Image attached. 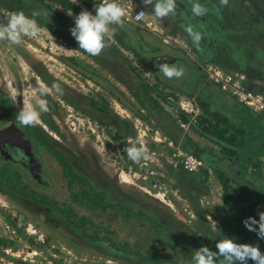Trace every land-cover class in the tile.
Segmentation results:
<instances>
[{
	"label": "rangeland",
	"instance_id": "obj_1",
	"mask_svg": "<svg viewBox=\"0 0 264 264\" xmlns=\"http://www.w3.org/2000/svg\"><path fill=\"white\" fill-rule=\"evenodd\" d=\"M10 0H0V24H6L8 19L16 14L15 10L10 7ZM139 6L151 17L154 18L158 28L162 32L161 35H154L147 29L142 28L140 25H127L124 23L123 27L113 26L116 31L113 35L108 37V40L114 44L118 51H121L125 57L128 58L131 65L134 67L135 72L142 78H144L153 88H156L161 82L156 74H158L157 65L161 63H176L178 56L174 53V50L166 49L163 44L153 43L150 35L154 38L160 39L161 37L168 36L171 40V44L168 46L186 50L189 57L192 59H198L200 52L207 47L206 43L201 41L203 36H208L210 30L208 27H202V19L207 17V12L203 16H195L192 12V7L195 3H199L198 0L187 1L190 2L187 6L185 0H176L177 9L175 16H170L163 20L155 17L152 12V5L145 6L142 0H135ZM220 1V0H219ZM245 5L250 6L252 9L261 10L264 9V0H239ZM49 2V1H48ZM80 3V2H79ZM234 4H237L233 1ZM50 4L54 9L60 13L70 17L74 21L75 15L70 11L61 8L58 3ZM83 7L82 10H88L93 15L95 14L96 4L92 1L89 2V6L84 3H80ZM200 4V3H199ZM192 5V6H191ZM202 5V4H201ZM203 6V5H202ZM71 13V15H70ZM263 13V11H261ZM230 22L229 26L234 29H241L244 21L234 16H228ZM232 19V20H231ZM74 23V22H73ZM38 24V23H37ZM163 24V25H162ZM40 32L36 36H25L22 39V43L19 45L11 44L7 40L0 41V91H6L9 96L14 97L16 107L21 110L24 100H29L35 104L39 97L38 92L42 85H46L49 89L48 95L45 97L48 100L49 111L42 113L41 122L37 125L43 132L45 140L59 151L64 157L73 163V165L80 171L88 172L93 175V178H97L98 184L102 187L108 185H116L126 195V200L136 204H140L143 208L158 211L161 209L174 218V222L186 225L190 231H198L200 234V243L202 246L205 238L208 236L206 233L207 225L201 224V220L198 214L205 216L208 221L210 229L213 231V237L219 240L220 234H223L227 230V235L231 232L233 240L237 243L251 244V237L247 235L246 239H242L244 230L240 226H234L228 223L231 220V214L228 213L227 218L225 212L221 210V207H215L211 202L210 195L213 193L217 197H221L222 184L217 185L218 176L213 169H221L226 172V175L237 177V168L234 165L233 160L230 157H226V163L219 161L214 154H207V146L212 143L206 139L194 133L190 128V124L186 122L185 128H178V122L181 120L178 116L179 110L177 106H172L173 103L177 105V101L170 95L176 91L178 96H187L195 100L199 107L198 96H204L210 100V107L208 108V117L215 118L221 122L227 120L228 127L233 129L236 125L230 118L235 116L234 111L238 110L241 113H246V109L237 104L235 98L224 93L221 89H218L214 84L209 83L206 88V81L201 80V75H207V67L213 65L220 68L224 72H241L245 76V88L248 90L264 88V52L261 49V42H264L260 36V32L251 35L248 39V35L240 34L239 36L232 35L233 40H241L242 38L248 39L247 46L243 52L246 55L245 67L241 70L235 68V60L227 59L222 60L225 56L222 49L228 43L221 44L220 40H217L215 49L211 51V55L205 64H200V71L198 70L196 76L186 78V89L181 92L178 89H173L171 86H167L164 89V93H167L166 101L155 97L154 93H151L153 97L158 99V103L163 109L157 115L162 118L147 117L146 119L139 116H134L130 111L122 106L116 99L112 98L108 93L104 91L100 85H97L87 77H84L83 73L93 75L94 71L100 72L103 76H96L98 80L106 87L118 89L124 93L127 98V103L134 107V111H139L143 116L147 113L140 105L131 97L126 85H131V78L126 74L119 64V66L113 68L110 63L106 62L101 64L85 53L76 49L74 46L69 45L68 42L61 37H58L54 32L39 25ZM74 24H72V27ZM165 26V27H164ZM191 28L193 32L200 35V42L194 43L192 37L189 35L186 29ZM214 31L213 28H210ZM264 30V28H263ZM149 35V36H148ZM121 39H128L134 47H136L140 56H134L131 52L124 50L119 45L118 37ZM227 36V34H226ZM260 37L258 44H254L255 40ZM207 41V39H206ZM164 45V46H163ZM154 47H159V51H154ZM244 47V45H243ZM219 48V49H218ZM234 50V49H231ZM242 50V49H241ZM225 51V50H224ZM181 53V52H180ZM170 55V56H169ZM74 59L78 62L77 67L69 66L66 63V59ZM178 64V63H177ZM110 67V68H109ZM80 69V70H78ZM195 72V71H194ZM109 78L111 83L106 82V78ZM165 80V79H164ZM202 81V82H201ZM194 82V84H200L196 88L195 93L188 95V85ZM60 84L63 89V95H58L50 86L53 84ZM214 91V92H213ZM78 94L83 95L87 103L92 106L103 107L106 110V114H101V119L105 123H111L115 118L117 123L121 125V121H127L129 124L125 127V131L117 129L112 124H101L98 119L91 118L90 115L83 113L74 108L72 103L67 102V99L74 100ZM116 94L118 95L117 91ZM262 94V93H261ZM157 95V94H156ZM64 96V97H63ZM2 97L0 100L2 101ZM178 100V99H177ZM170 103L172 105H170ZM220 103V104H219ZM1 106V105H0ZM10 111L8 106H2ZM200 108V107H199ZM264 118V112H257ZM12 114V113H10ZM100 115V114H99ZM139 119L148 129L154 128L166 137L164 143H160L158 146L151 143V135L144 136L143 132H138L140 137L138 140L150 146L157 153L155 163L152 158H148L146 162L152 163L151 165L138 166L137 164H130L126 153L128 147L140 146L137 141V130L135 129V120ZM165 119L169 121L173 129L181 132L182 137L187 135L195 141L197 155H203L207 157L209 161V167L211 166V172L208 174V178L203 181L202 175L199 177V171L186 172L180 167L174 170L168 167L165 156L169 152L167 142L173 140L172 137L176 136V133L167 134L162 125ZM195 123V122H194ZM193 123V124H194ZM164 125V124H163ZM122 126V125H121ZM140 127V125H138ZM146 129V128H140ZM132 134L131 136L128 134ZM181 137V139H182ZM131 138V139H130ZM131 140V141H130ZM183 140H187L185 137ZM183 140H179V143ZM130 141V142H128ZM174 141V140H173ZM188 143L189 141H185ZM184 142V143H185ZM175 144V142H174ZM41 146V145H40ZM176 146V145H175ZM188 146H192L189 142ZM180 151L186 152L181 146ZM219 149L218 145L215 150ZM171 150V148H170ZM218 155V154H217ZM26 156V155H25ZM50 154L44 155L45 165L53 169L45 168V176L50 182H52L53 189L49 191L45 190L48 194H54L57 197H62L66 193V188L63 186V179L60 178L61 164L65 165V160H61V164L58 166V161ZM212 158H215V164L211 165ZM152 161V162H150ZM154 162V163H153ZM1 163V160H0ZM228 163V164H227ZM166 164V165H165ZM9 167L4 166V170ZM248 178H244V181L250 183V178L255 176L252 173L251 166H247ZM260 175L262 182H264V152L260 156L259 163ZM4 170L0 169V179L4 177ZM20 175L27 176V173L20 168H17ZM201 170V169H200ZM140 173L145 176L144 180L139 181V185L148 187L146 192L140 190L138 186L122 182V178L129 180V174ZM11 176L13 174L11 173ZM199 177V178H198ZM28 178V177H27ZM142 179V178H141ZM261 181V178L259 179ZM255 188L258 183H254ZM47 189V187H45ZM254 186H252V190ZM224 190V189H223ZM233 196H238L240 191L236 186L234 190H231ZM209 196V197H208ZM229 201H226V205ZM134 206V205H131ZM264 212V201L261 200L254 205L253 214L259 219V213ZM237 213V212H236ZM235 219L242 217V213H237ZM234 220V219H233ZM130 230L122 228L117 233V241H122L126 238V235L133 236L142 233L145 227H139L138 221L132 219ZM226 223V225H224ZM28 224H32L36 229V232L41 235V241H39L36 235L31 236L25 232V227ZM117 227H122L119 224ZM228 229H225V228ZM230 230V231H229ZM201 231V232H200ZM81 233V232H80ZM148 231H144L140 236H137L142 241H146L149 238ZM203 234V235H201ZM195 237V236H194ZM192 236L190 240H194ZM130 240L132 238L128 237ZM0 240L4 244L0 243L1 247L10 246L13 250L19 251L22 255H25L28 251H34L36 254L32 261H24L20 258H14L11 256H5L0 250V264H145L137 260H127L124 258H116L108 256L103 253L100 248L94 247L77 237L74 233L70 232L61 221L54 216H49L46 209L41 206L35 205L28 200H23L21 197L11 196L0 192ZM264 243V240H262ZM146 243L139 247L145 248ZM150 245H156L151 240ZM157 247V245H156Z\"/></svg>",
	"mask_w": 264,
	"mask_h": 264
},
{
	"label": "trees",
	"instance_id": "obj_2",
	"mask_svg": "<svg viewBox=\"0 0 264 264\" xmlns=\"http://www.w3.org/2000/svg\"><path fill=\"white\" fill-rule=\"evenodd\" d=\"M50 1L58 3L61 8L70 11L75 16L82 11V8L79 5L72 4V0H10L9 4L16 13L23 12L25 16L35 19L39 25L49 29L58 37L64 38L69 45L79 49L76 40L70 34V28H72L74 21H72L70 17L54 9L50 4ZM185 1L187 2L191 0ZM233 1L237 4H234ZM78 2H82L86 6H89L88 0H78ZM198 2L208 10L207 17L202 19L201 23L205 30L206 27L210 30L208 36H203L201 38V41L208 42L206 43L207 47L200 52L198 59L190 58L186 50L171 46L166 48L167 50L171 48L174 50V53L178 56V59H176V64L178 63L177 66L183 67L185 70V74L180 79L168 80L167 78H164L162 74H156L161 83L156 86V88H153V85H150L148 81L135 72V69L129 62L128 58L125 57L121 51H118L114 44L109 40L108 43L110 44V47L98 56H89L87 53L83 52V50L79 49L88 57L101 64L104 63L105 59L107 63H110L109 65L113 66V68L119 66L121 63V68L125 70L126 74L131 78V85H126V83L123 84L126 86L131 97L143 110L146 111L147 114L145 116H143L138 110L134 111V107L127 103V98L123 97L124 93L122 91H119L115 87L114 89L113 87L110 89L106 87L105 83L103 85L98 80V77H96L98 75L103 76L100 72L94 71L95 74L90 75L83 73L80 69L78 70H80L87 79H90L102 88L104 87L103 89L106 93L116 99V101L122 104V106L134 116L144 117L145 119L151 116L154 117V119L157 117L158 119L162 118L160 115H157L163 109L157 100L160 98L166 101V96L168 94L164 93V89L167 86H171L173 89H178L177 91L180 90L179 92L186 89V85L183 81L186 78L197 75V71L201 70L199 65L205 64L208 61L211 51L215 49L217 40H220L221 44L228 42L224 46L225 48L219 47L225 54L221 59H234L236 63L235 68L241 70L245 67L244 64L247 60L243 50L248 44L247 40L250 39V34L254 35L260 32V34H262L260 37L264 39L263 8H261V10H259V8L252 9L250 6L243 4L239 0H228L227 5H221L219 0H198ZM188 3L190 2H187V6L190 8ZM261 11H263V13H261ZM34 13L35 15H33ZM228 16H234V18L237 17L241 21H244L243 27L241 29L230 27L228 22L231 23V21L226 19ZM210 28H213L214 31ZM240 34L248 35V39H246V37L235 41L231 38L232 35L239 36ZM150 37L153 43L159 45L163 44L161 40H156V38L151 35ZM260 37L255 40L254 44H258ZM120 38L121 36L118 37L121 48L131 52L134 56H140L136 47L129 43L127 38L123 40L121 39V41ZM262 43L263 45L261 46V49L264 52V42H261V44ZM153 50L159 51L160 49L159 47H154ZM66 63L74 68L77 67L76 65H79L78 62L72 58L66 59ZM203 74L204 75H201L202 77L200 78L202 81L204 79L207 80L206 88L209 86V83H212L220 89L217 84L207 78L205 73ZM106 82L111 83L112 81H110L109 78H106ZM201 82L199 84L191 82V84L188 85L189 90L187 91V94L191 95L195 93L196 88L200 86ZM116 91L118 95L116 94ZM173 92L175 93H172L170 96L177 101L179 96L176 91ZM253 92H259L264 95V88H259V90L253 89ZM151 93H154L155 97L158 99L153 97ZM196 98L198 99L200 114L194 119H191L189 115L183 112H179L178 116L182 122H188L190 124V128L194 133L205 137L220 147L221 156H216L219 161L225 160L226 157H230L233 160L234 165H236L237 168V172H235L237 177L235 178L234 176L226 175V172H223L219 168L213 169L219 180L222 182L224 189V202L221 210L225 212L224 214L226 218L228 213L231 214V220L229 219L228 223H231L234 226H240L244 230V234L241 237L242 239H246L247 235L250 236L252 238V245H259L260 250L264 252V243L262 240L259 239L254 232L249 231L243 223L248 217L257 219L253 214L254 205L261 200L264 201V182H262L263 180L259 169L260 156L262 155V152H264V118L235 99L237 104L246 109V113H241L238 110L234 111L233 113L235 116L230 118L236 125L233 129H230V127H228L229 124H226L228 119L221 122L215 118L213 122V119L207 116L208 108L211 103L210 100L206 99L204 96L198 95ZM166 102L169 103V101ZM170 105L172 104L170 103ZM172 106L177 105L173 103ZM95 107L98 112L106 114L107 117L104 106ZM91 118L98 119L101 124H112L122 131H125V127L129 124L127 121H121V126L117 123V119L115 118L111 123H105V120L103 121L101 116L99 118L95 114ZM163 124L161 125L167 134L170 135V133H176L169 121L165 119ZM128 135L131 136L132 134L130 133ZM181 137L182 135L179 130L177 131L176 136L172 137L175 145L177 147L181 146L188 153L199 156V158L201 157V159L207 163L206 165H208V167H203L198 173L200 178V174L203 176L201 180L205 181L209 174L208 168L212 169L211 166L209 167V161L196 154V150L194 149L196 143L192 138L187 135H184L182 139ZM184 137L187 140H183ZM179 140L183 141L179 143ZM185 141H189L192 146H188L189 142L186 143ZM43 146L47 153H50L53 157L56 156L55 159L60 164V159L65 160L64 167H62L61 164L62 170L60 174V178L64 181L63 186L66 188L65 195L60 198L54 194L43 192V190L49 191L54 187L51 186L45 189L44 186L35 182V180H31L28 173L20 165L9 161L8 158L4 156L5 153L0 151V169L3 171L4 166L9 167L4 170V177L0 179L1 193L21 197L23 200H28L35 205L42 206L46 209L49 216H54L61 221L70 232L77 235L81 240L94 245V247L100 248V250L108 256L124 258L127 260H137L145 264H193L192 257L194 251L202 246L199 241L200 234H198L200 228H198V231H194L196 229L190 231L186 225L174 222V218L161 209L159 211L157 209L153 211L141 207L140 204L129 202L124 196L126 194L116 185H106L102 187L97 183L99 179L93 178V175H90L91 172L88 173L76 169L72 162L67 160L56 151L55 148H52L42 140V147ZM248 165L251 166L252 173H254L255 176L252 175L249 185H243L242 183H246L244 178H248ZM168 167H171L174 170L172 166ZM17 168L25 171L27 176L20 175ZM11 173L14 177L11 176ZM260 178L261 181H259ZM254 183H258L256 188ZM234 186L240 191L238 196H233L231 193V190H234ZM252 186H254L253 190ZM227 200L229 203L226 205ZM236 212L242 213V217L235 219L236 215H238ZM198 215L202 221L201 224L204 226L207 225L205 232H208V236L202 243L207 244L206 247L210 250L216 251V243L219 240L225 238L233 239L231 232H229L228 235L226 234L227 230L223 234H220L219 240L214 238L213 231L210 229L205 216H202L201 214ZM132 219L138 221L139 227H145V229L142 230V233L146 230L148 231V240H140L137 236H140L142 233H139L138 235L132 234L133 236L126 235L124 240L117 241L116 235L119 233V230L122 228H126L127 231L130 230V221ZM117 224L122 227H117ZM224 225H226V223ZM225 229L228 228L226 227ZM192 236H195L194 240H190ZM128 237L132 239L130 240ZM150 240L154 242L157 247L156 245H150ZM0 243L4 244L1 240ZM144 243H146L144 245L145 248L142 249V247L138 246V244L143 246ZM217 264H219V261ZM248 264H252V261H249Z\"/></svg>",
	"mask_w": 264,
	"mask_h": 264
},
{
	"label": "clouds",
	"instance_id": "obj_3",
	"mask_svg": "<svg viewBox=\"0 0 264 264\" xmlns=\"http://www.w3.org/2000/svg\"><path fill=\"white\" fill-rule=\"evenodd\" d=\"M142 2L145 6L152 5V12L158 19L163 20L176 14V0H142ZM227 3L228 0H220L221 5H227ZM72 4H77L83 9L78 0H72ZM207 11L199 3H195L192 7L195 16H203ZM144 14V11L139 12L137 20H140ZM125 16V8L117 0H102V3L95 6L94 15L88 10H82L75 16L74 27L70 28V34L76 40L79 49L89 56H98L110 47L108 37L116 31L113 26L123 27ZM186 31H188L194 43L199 42L200 35L198 33L193 32L191 28L186 29ZM39 32L40 28L36 20L20 12L13 14L6 24H0V41L7 40L11 44L19 45L22 43L23 37H34ZM157 67V73L162 74L168 80L180 79L185 74L184 68L177 66L176 63H161ZM51 88L58 95H63L60 84L54 83ZM48 93V87L42 85L38 92L40 98L36 100L35 104L29 100L23 101V106L16 115V119L22 126L34 127L41 122L42 113L49 111L48 100L45 98ZM150 129L153 130L154 128ZM126 153L130 164H139L142 159L149 158V150L144 145L136 146L134 144L126 149ZM142 176L144 175L141 172H137L133 175L129 174V180L122 178L121 181L136 185L140 190L150 192L146 190L148 187L139 185V181L144 180ZM243 223L249 231L254 232L259 239L264 240V212L259 213L258 220L248 217ZM192 261L193 264H217L218 261L219 264H248L249 261H252V264H264V252L260 250L259 245L237 243L231 238H225L216 243V251H212L206 246L196 249Z\"/></svg>",
	"mask_w": 264,
	"mask_h": 264
},
{
	"label": "built area",
	"instance_id": "obj_4",
	"mask_svg": "<svg viewBox=\"0 0 264 264\" xmlns=\"http://www.w3.org/2000/svg\"><path fill=\"white\" fill-rule=\"evenodd\" d=\"M89 2H93L96 5H99L102 3V0H88ZM118 3H120L126 11V16L124 18V23L127 25H140L142 28L147 29L149 32L153 33L154 35H161L162 32L158 28L156 22L154 21V18L145 13V11L139 6L138 2L135 0H117ZM141 11H144V16L137 20V14ZM161 41L169 45L171 44V40L168 39V36L161 37ZM208 79L213 81L215 84H217L222 91L225 93H228L229 95L233 96L238 102L249 108L250 110L254 112H264V95L259 92H253L252 90H248L245 88V76L241 72H224L218 67H214L213 65H209L206 69ZM177 107L179 112H183L191 119H194L198 114H200V108L198 107L195 100L191 97L187 96H179L177 100ZM135 123H138V125L135 124V129L137 130V141L140 142L139 145H144L148 148L149 153L148 157L152 158V161L158 164L156 161L157 153L156 151L150 150L152 149L150 146L145 145L144 142L141 140L139 141L138 138L140 135H138V132H143L144 136H148L146 134V131L151 133L153 131L152 129H148L145 125L143 127V123L137 119L135 120ZM178 125L180 128H185L187 125L179 120ZM140 128H146V129H140ZM131 139V138H130ZM166 137L161 135V133L157 130L153 131V134L151 135V144L159 145L160 143H164L166 141ZM131 141V140H130ZM128 141V142H130ZM150 144V145H151ZM167 146L169 148V152L166 155H162V153H159L160 156H165V159L167 161V164L172 166L173 168L180 167L186 172H197L199 171L203 166V161L191 154V153H183L180 151L179 147L175 146L174 142L172 140L167 142ZM171 148V150H170ZM147 159H142L138 166H144L151 165L152 163L146 162ZM150 161V162H152ZM153 162V163H154ZM141 176V175H140ZM142 178H145V176H142ZM25 232L31 236L36 235L35 238H37L39 241H41V235H39L36 232V229L32 224H28L25 227ZM0 250L5 256H11L14 258H20L24 261H32L33 257L35 256L34 251H28L25 253V255H22V253H19V251L13 250L10 246H0ZM1 260V258H0Z\"/></svg>",
	"mask_w": 264,
	"mask_h": 264
},
{
	"label": "flooded vegetation",
	"instance_id": "obj_5",
	"mask_svg": "<svg viewBox=\"0 0 264 264\" xmlns=\"http://www.w3.org/2000/svg\"><path fill=\"white\" fill-rule=\"evenodd\" d=\"M0 97L3 98L2 101L0 100V105H1L0 106V114L7 115L10 119H12L14 126L21 131V134L16 135L14 138H12L9 141V143H7V141L1 143L2 149H3L2 152L5 153L4 156L7 157L9 161H11L17 165H20L28 173L31 180H33V181L35 180V182L39 183L40 185H42L44 187H47V188L51 187L52 182H50L48 180V178L45 176V172H44L45 168L50 169L51 171L53 170L50 167L46 166L45 161H44V155L50 154V153L46 152V149L44 146L42 147V140L45 143L49 144L44 138V132L38 126H34V127L22 126L19 123V121L16 119V115L20 110L15 105L14 97L11 95L9 96V93H7L4 90L0 91ZM85 98L86 97H84L81 94H78V96H76V99H74V100L67 99L66 96L64 97V99L67 102L73 104L75 109L90 115V117H93L95 114L97 117L100 118L101 114H103V113L98 112L95 106H92L89 103L85 104V103H87ZM2 106H8L10 111L8 112ZM10 113H12V114H10ZM99 113H100V115H99ZM11 141H12V144H11ZM19 148H20V151H19ZM34 152H35V158H36V160H38V162L40 164L39 166H40V171L42 173V179L36 178L37 171L34 170V167H33L32 172L30 173L31 165L29 164V161H30V158H32V156L34 155ZM62 156H64V155H62ZM57 163L59 166L60 163L59 162H57ZM76 169H78V168H76ZM43 192H46V191L43 190Z\"/></svg>",
	"mask_w": 264,
	"mask_h": 264
},
{
	"label": "water",
	"instance_id": "obj_6",
	"mask_svg": "<svg viewBox=\"0 0 264 264\" xmlns=\"http://www.w3.org/2000/svg\"><path fill=\"white\" fill-rule=\"evenodd\" d=\"M21 131L19 129H17L13 122L12 119H10L7 115L4 114H0V151L2 152V142H6L9 143V141L14 138L16 135H20ZM12 144V141H11ZM20 151V148H19ZM29 164L31 165V171L34 170L37 171V175L36 178H40L42 179V173L40 171V164L38 162V160H36L35 158V152L34 155L32 156V158H30ZM37 164V165H36Z\"/></svg>",
	"mask_w": 264,
	"mask_h": 264
},
{
	"label": "crops",
	"instance_id": "obj_7",
	"mask_svg": "<svg viewBox=\"0 0 264 264\" xmlns=\"http://www.w3.org/2000/svg\"><path fill=\"white\" fill-rule=\"evenodd\" d=\"M163 25V24H162ZM165 27V26H164ZM156 40H160V39H157L156 38ZM161 46V45H160ZM166 47L165 48H168L169 46L168 45H165ZM211 142V141H210ZM212 144L208 147L207 146V154H209V155H212V154H214V156H221V149H220V147H219V149H217V150H215V147L217 146V144H214L213 142H211ZM218 154V155H217ZM200 155V154H199ZM200 156H202V158H204V159H206V160H208L207 159V157H205V156H203L202 154L200 155ZM197 157H199V156H197ZM201 158V157H200ZM215 158H212V160H211V165H214L215 164V160H214ZM226 158H225V160H223L222 162H225L226 163ZM207 163H205L204 162V166L203 167H208V165H206ZM228 164V163H227ZM203 167L201 168V169H203ZM209 169V172H211L210 170V168H208ZM222 184V182L219 180V178H218V180H217V185H221ZM222 193H223V184H222ZM211 197H210V199L212 200L211 202L215 205V207H221L222 206V204H223V202H224V195L222 194V196L221 197H217V195L215 196L213 193L210 195ZM209 197V196H208ZM222 208V207H221Z\"/></svg>",
	"mask_w": 264,
	"mask_h": 264
}]
</instances>
